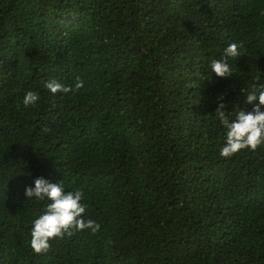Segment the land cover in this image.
Returning a JSON list of instances; mask_svg holds the SVG:
<instances>
[{
	"label": "trees",
	"instance_id": "trees-1",
	"mask_svg": "<svg viewBox=\"0 0 264 264\" xmlns=\"http://www.w3.org/2000/svg\"><path fill=\"white\" fill-rule=\"evenodd\" d=\"M256 75L264 0H0V264H264V146L220 157L216 115L251 110ZM40 176L81 190L99 230L34 253Z\"/></svg>",
	"mask_w": 264,
	"mask_h": 264
},
{
	"label": "clouds",
	"instance_id": "clouds-1",
	"mask_svg": "<svg viewBox=\"0 0 264 264\" xmlns=\"http://www.w3.org/2000/svg\"><path fill=\"white\" fill-rule=\"evenodd\" d=\"M238 43H229L220 59H211L209 69L218 78L232 75L228 61L242 55ZM252 84L244 94V105H252L251 110L238 108L234 113L225 115L224 105L220 104L216 113L223 129V143L219 146V156L230 158L241 150L255 151L264 146V80L259 75L252 77ZM84 82L76 77L70 85L56 79L44 83V88L52 95L68 94L82 89ZM40 96L34 91L25 92L22 98L24 108L35 106ZM23 196L26 200L44 202L42 210L31 221L29 246L34 253L47 252L50 241L74 231L89 230L96 233L100 225L90 219H84L86 205L82 202L83 194L79 189L66 191L63 183L37 177L31 185H25Z\"/></svg>",
	"mask_w": 264,
	"mask_h": 264
}]
</instances>
